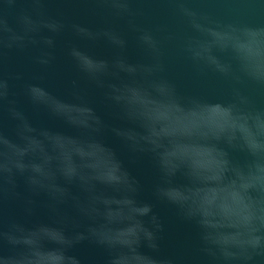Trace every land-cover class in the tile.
Wrapping results in <instances>:
<instances>
[{"label":"water","instance_id":"water-1","mask_svg":"<svg viewBox=\"0 0 264 264\" xmlns=\"http://www.w3.org/2000/svg\"><path fill=\"white\" fill-rule=\"evenodd\" d=\"M0 264H264V0H0Z\"/></svg>","mask_w":264,"mask_h":264}]
</instances>
